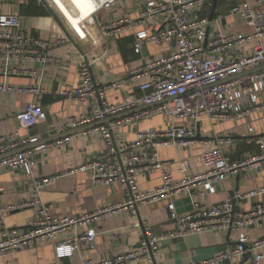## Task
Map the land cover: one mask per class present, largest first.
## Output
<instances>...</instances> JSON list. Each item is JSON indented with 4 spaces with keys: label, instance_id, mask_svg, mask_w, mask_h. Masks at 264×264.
<instances>
[{
    "label": "built area",
    "instance_id": "2783aa9c",
    "mask_svg": "<svg viewBox=\"0 0 264 264\" xmlns=\"http://www.w3.org/2000/svg\"><path fill=\"white\" fill-rule=\"evenodd\" d=\"M21 5L31 0H2ZM114 0H102L111 5ZM244 6H234L231 13H242L254 23L251 33H228L217 31L209 35L211 24L208 15L193 13L208 5V0H145L138 15H121L113 21H102L97 16L100 6L94 0V6L88 13H81L78 25L85 30V25L99 27L107 36L123 32H134V51L141 53L145 45L156 44L166 47L163 55L149 59L140 67L127 73L131 83L139 82L141 97L128 96L120 104L108 102L109 92L121 86L118 82L100 84L94 79L88 54L79 67L81 83L63 92L77 101L90 103L92 109L80 116H70L57 128L64 132L68 128H77L108 116L132 110L139 105L152 106L145 111L134 113L117 122L124 125L148 117L163 114L172 117L171 125L166 130L148 128L136 134L134 141L117 144L112 130L106 125L95 129L106 143L104 153L82 165L80 170L90 171L97 183H120L126 193L124 203H115L75 217H59L41 207L39 216L33 218L25 230H7L0 240V253L15 251L56 237L58 233L77 226H91L84 234L60 242L56 247L60 258L74 255L82 244L94 245L97 235L96 225L111 214L131 211L137 217L138 206L150 201L169 198L188 192L192 196L215 193L217 185L229 176L248 171L252 168L264 169V144L259 153L233 161L227 155V149L233 146L230 137L206 140L215 142V146L204 151L202 163L204 171L186 173L184 179L175 181L173 174L165 167L160 149L164 146L177 145L188 147L197 140L198 125L202 122H223L240 119L251 111L264 110V0H253L250 5L244 0ZM73 9V8H72ZM74 15L79 13L73 9ZM66 18V17H64ZM219 20L224 19L218 15ZM67 19V18H66ZM68 21V20H67ZM72 27H74L71 24ZM75 31L86 41L76 27ZM258 43L249 55L240 54L236 48L252 40ZM67 42V38L58 37L53 46ZM51 41L38 35H28L22 27L21 17L17 13L0 15V75L4 82L2 91H23L7 84V76L19 73H34V70L18 67L25 61L47 65L59 62L60 56L50 51ZM250 71V72H249ZM245 72H249L246 73ZM34 93L41 89H30ZM247 104V105H246ZM21 128H33L47 118L46 110L39 101L29 102L18 114ZM38 137L22 135L18 130L0 135V155L36 143ZM253 141L247 139L250 144ZM49 144L19 152L0 159V168L23 170L32 173L39 163L36 151H46ZM145 152V154H143ZM159 171L162 184L155 189L139 192L138 176ZM57 179V176L36 179L35 185L45 187ZM2 185L0 184V190ZM264 196V185L243 193L234 194L223 201L208 205H197L192 211L180 215L173 204L169 205L171 215L177 221V229L167 233H154L145 222L138 220L136 226L142 229L143 239L140 245L123 254L99 261L89 260L85 264H131L146 260L155 263V254L160 243L169 237H185L192 233L225 232L228 234L230 247L203 261L187 264H228L241 259V264H263L264 261V205L254 209L242 210L237 204ZM40 200H30L0 207L1 212H14L35 207ZM251 228H260L262 235L254 238Z\"/></svg>",
    "mask_w": 264,
    "mask_h": 264
},
{
    "label": "crops",
    "instance_id": "0c3cea01",
    "mask_svg": "<svg viewBox=\"0 0 264 264\" xmlns=\"http://www.w3.org/2000/svg\"><path fill=\"white\" fill-rule=\"evenodd\" d=\"M214 1L208 0L207 6L197 9L193 14L208 15L210 18ZM96 2L100 6L97 16L103 18L102 21L109 22L121 15L137 16L145 0H114L109 6L102 0ZM247 3L252 5L253 0H248ZM245 4L244 0H217L214 17L212 21L210 20L211 24L208 28L209 35L212 36L217 31L253 32L255 25L252 21L247 20L242 13H231L234 6ZM93 6L94 0H31L21 5L0 0V15L19 14L24 32L49 39L50 51L60 56L59 62L55 61L45 66L41 63L25 61L17 63L20 68L35 71L7 76L8 86L24 90H0V135L18 130L22 135H34L39 138L37 143H30L34 148L43 144L50 145L46 151H36L35 158L39 163L33 167L31 174L23 170L0 168L2 185L0 207L6 208L19 202L40 200V204L35 207L1 212L0 240L7 230H25L29 222L39 216L41 207H45L50 213L59 217H75L126 201L125 189L120 183H97L93 180L90 171L80 170L82 165L106 150V143L101 134L95 131L97 127L100 125L110 127L117 144L122 145L134 141L136 134L141 130L148 128L166 130L171 125L172 117L163 114H153L124 125L117 124L122 118L153 108L139 105L124 113L108 116L104 120L95 122L98 123L97 125H90L85 129L81 126L68 128L62 133L57 131L68 117H78L92 109L90 103L77 101L63 94L65 90L81 83L79 67L84 59V53L89 56L92 73L97 83L118 82L121 85L112 89L108 95L109 103L120 104L128 96L139 98L143 94L139 82L131 83L127 80V73L131 69L140 67L147 60L163 55L167 49L162 45L148 44L141 53H136L135 36L132 31L107 36L99 27L85 25V30H81L78 25L81 17L79 9L82 13H88ZM72 8L79 13V16L74 15ZM218 15L223 16L224 19L219 20ZM71 24L88 40L84 41ZM58 37L67 38V42L53 46V40ZM262 41L264 42V36ZM257 43L256 39L252 40L237 47L236 51L249 55ZM3 82L4 76L0 75V86ZM38 88L43 92L34 93L30 90ZM261 99L264 101V96ZM32 101H39L43 105L47 118L33 128H21L18 114ZM197 132V141L193 145L188 147L170 145L160 149L166 169L173 174L177 182L184 179L186 173L197 174L204 171L202 154L215 146V142H205L206 140L215 141L218 138L230 137L233 146L227 149V155L233 161L259 153L261 145L264 144V110H254L243 118L219 123L205 121L198 125ZM59 136L63 137L59 140L55 139ZM247 139L253 142L248 144ZM51 176H57V179L45 187L39 188L34 183L36 179ZM161 184L162 176L157 170L138 176L139 192L155 189ZM263 185L264 169L252 168L221 181L215 193L207 192L204 195L192 196L188 192H182L169 198L150 201L138 206L137 217L130 210L108 215L96 225L97 235L94 245L84 243L72 256L58 257L57 245L78 234L86 233L91 228L90 225L73 227L58 233L56 237L38 241L31 246L0 253V264H85L89 260L109 259L140 245L143 233L142 229L136 226L138 220L148 224L154 233L175 231L177 221L171 215L170 204L174 205L178 214L183 215L192 211L197 205L208 206L234 194ZM259 205H264V196L237 204L242 210L254 209ZM249 232L254 238L262 235L260 228H251ZM229 247L228 234L225 232H203L192 233L185 237H169L161 241L154 261L156 264H187L208 259L226 251ZM241 263L242 260L237 259L228 264ZM131 264L150 263L143 260Z\"/></svg>",
    "mask_w": 264,
    "mask_h": 264
},
{
    "label": "water",
    "instance_id": "95a60500",
    "mask_svg": "<svg viewBox=\"0 0 264 264\" xmlns=\"http://www.w3.org/2000/svg\"><path fill=\"white\" fill-rule=\"evenodd\" d=\"M216 5H217V0H215L214 1V3H213V5H212V12H211V14H210V20L212 21L213 20V17H214V11H215V9H216ZM67 33V35H68V31L66 32ZM208 33H209V29H208ZM262 68H264V66L263 67H261L260 69H262ZM250 72V71H249ZM248 72V73H249ZM246 73V72H245ZM154 105H157V104H154ZM154 105H151V106H146V107H152V106H154ZM130 113V112H129ZM129 113H127V114H129ZM123 115H125V114H123ZM98 123H93V124H89V125H86V126H82L81 128H86V127H88V126H90V125H97ZM63 136H59L58 138H55V139H57V140H59L60 138H62ZM66 137V136H65ZM55 139H52V140H55ZM52 140H50V141H52ZM37 143V142H36ZM33 144H35V143H33ZM33 144H30V145H27V146H25V147H22V148H20V149H16V150H14V151H11V152H8V153H5V154H2V155H0V159H2V158H5V157H9V156H12V155H14V154H17V153H19V152H23V151H26V150H29V149H32V148H34V147H32V145ZM234 194V193H233Z\"/></svg>",
    "mask_w": 264,
    "mask_h": 264
}]
</instances>
